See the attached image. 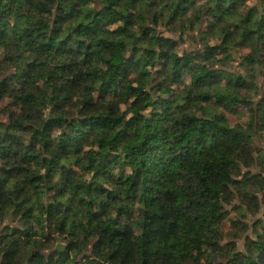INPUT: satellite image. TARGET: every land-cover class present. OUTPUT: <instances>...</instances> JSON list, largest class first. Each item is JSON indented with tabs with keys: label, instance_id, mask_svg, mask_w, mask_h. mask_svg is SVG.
Returning <instances> with one entry per match:
<instances>
[{
	"label": "clouds",
	"instance_id": "9594fccd",
	"mask_svg": "<svg viewBox=\"0 0 264 264\" xmlns=\"http://www.w3.org/2000/svg\"><path fill=\"white\" fill-rule=\"evenodd\" d=\"M0 264H264V0H0Z\"/></svg>",
	"mask_w": 264,
	"mask_h": 264
}]
</instances>
